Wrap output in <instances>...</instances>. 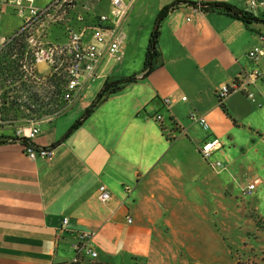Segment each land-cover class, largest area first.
Instances as JSON below:
<instances>
[{
    "label": "crops",
    "instance_id": "0c3cea01",
    "mask_svg": "<svg viewBox=\"0 0 264 264\" xmlns=\"http://www.w3.org/2000/svg\"><path fill=\"white\" fill-rule=\"evenodd\" d=\"M48 1L36 0V5ZM76 2L90 14L109 9L108 0L98 5L91 0ZM173 2L135 0L130 5L121 25L120 59L105 57L96 79L65 111L39 124L34 145L53 150L51 160H29L16 140L0 144V264H65L83 233L91 235L96 257L82 256L77 264L147 262L157 245L164 251L170 242L176 249H185L189 234L199 239L202 233L196 230V218L207 221L228 215L226 205L218 208L217 198L231 197L228 167L238 169L240 155L242 165H259L255 167L264 173V137L250 131L264 119V84L249 88L253 103L260 102L258 115L250 111L251 100L241 92L231 93L220 104L225 111L217 102L219 88L241 73H264V54L256 61L247 57L258 44V34H264V25H246L219 12H204L200 5L224 2L260 20L264 9L250 11L247 0L179 4L160 22L157 57L143 77L144 52L130 32L133 22L147 20L143 29L147 41L158 12ZM18 26L13 11L2 10L0 43ZM131 75L137 79L106 95L65 136L103 84ZM191 113L205 119L207 130L190 120ZM155 115L162 117L161 125ZM166 131L176 136L168 140ZM212 135L222 142L214 153L225 159L219 171H213L198 152ZM254 179L264 183L261 176ZM101 185L110 195L105 203L98 200ZM245 188H240L242 196H247ZM63 218L68 219L66 225ZM210 224L208 232L215 239L216 224ZM194 241L191 247H202Z\"/></svg>",
    "mask_w": 264,
    "mask_h": 264
},
{
    "label": "built area",
    "instance_id": "2783aa9c",
    "mask_svg": "<svg viewBox=\"0 0 264 264\" xmlns=\"http://www.w3.org/2000/svg\"><path fill=\"white\" fill-rule=\"evenodd\" d=\"M74 1L76 0H50L43 6H37L36 0H0V12L4 9H10L20 20V26L16 32L2 38L0 43V50L10 45L16 46L18 43L22 45L21 57L18 61L20 72L18 79H21L23 75H26L30 80L40 81L45 79L47 86L52 88L50 91L51 98H59L67 105H70L76 99L89 82L96 79L98 66L105 57L108 56L115 61L120 59L121 25L130 5L135 0H108V12L90 14L86 11L85 15L79 13L75 16V20L80 26L76 29L67 27L65 39L60 41L48 39L49 27L47 26L50 23H56L57 20L50 17L51 13L63 6L64 9L73 8ZM91 1L94 5L103 2V0ZM174 1L188 2V0ZM247 3L250 11L256 8L264 9V2L247 0ZM23 49H25L24 52ZM16 50H13L14 53H16ZM25 54L29 57V63L27 64L22 63ZM263 54L264 34L261 33L258 34V44L247 53V57L252 61H256ZM16 55L14 54L12 58ZM257 83L264 84L263 72L256 70L251 73H241L233 82L219 88L217 91L219 104H222L223 100L233 92L244 93L249 100L255 102L254 95L249 92V88ZM182 99L184 100V98ZM164 102L168 104L169 100L165 99ZM56 116L58 114H55L54 117ZM51 117H49V120L54 118ZM189 118L202 129L207 130L206 121L202 116L191 113ZM154 120L161 125L162 117L160 115H155ZM39 132V123L30 121L25 126L17 127L10 139L22 144L23 152L29 160H51L54 155L53 150L34 145V139ZM165 135L168 140H172L176 136L171 131H166ZM22 140L25 142L22 143ZM221 146V140L213 137L202 142L198 149L201 158L208 162L213 171L224 168L221 162L210 161L212 155ZM257 183L258 180L256 179L248 184L243 190V195H248ZM109 199L110 195L106 187L104 185L99 186L98 200L105 203ZM67 222L68 219L63 218L62 224L66 225ZM127 222L130 223L131 219L127 218ZM90 240L91 235L89 233L80 235L79 243L73 246L74 256L65 264H77L81 261L82 256L95 258L96 252L92 249Z\"/></svg>",
    "mask_w": 264,
    "mask_h": 264
},
{
    "label": "rangeland",
    "instance_id": "374dc122",
    "mask_svg": "<svg viewBox=\"0 0 264 264\" xmlns=\"http://www.w3.org/2000/svg\"><path fill=\"white\" fill-rule=\"evenodd\" d=\"M79 13L86 14L76 1H74L73 8L64 9L63 6L61 9L53 11L50 17L57 20L56 23H50L47 26L49 27L48 39L52 41L65 39L67 27L76 29L80 26L75 20V16ZM149 13L150 10L148 9L145 14L148 15ZM156 17L153 26L157 21ZM146 21L144 17L134 21L130 31L134 33L132 36L136 41L139 39L142 50L145 48L144 51L141 50L144 52V57L152 32V30L149 31L146 41L145 34L143 37ZM6 28L7 26L3 30ZM16 30L7 36L12 35ZM24 51L25 49H23ZM22 63H29L27 54H25ZM32 80L34 79L30 80L26 75H23L21 79H8L0 84V138L10 139L17 127L25 126L30 121L41 124L49 120V117H54L55 114H62L69 106L59 98H51L50 91L52 88L47 86L45 79ZM217 102H219L218 98ZM249 103L250 111H253L254 115H258L261 111L258 103L251 101ZM220 107L225 111L222 105ZM239 126L243 127L241 122H239ZM250 131L264 137V119H259L258 125L250 127ZM212 156V161H219L224 165L225 159L222 156H217V154ZM235 165H239V167L235 166L238 169L228 167L229 182L232 181L231 186L230 183L228 185L231 197L227 194L225 197L219 196L217 198L218 208L226 205L228 215H218V218L216 216L214 220L209 219L207 221L196 218V230L202 232L199 239L193 234H189L185 240V249H176L170 242L171 247L163 251L157 245L151 259L147 262H141V264H264V183L256 184L247 196L240 194V188L252 183L257 176L264 178V173L255 167L259 165H254L253 168L242 165L241 155ZM212 222L217 227L214 229L216 232L215 239H212L214 234L212 233L211 236L208 232L210 228L208 225ZM180 238L182 241L184 236H180ZM193 238H196L193 245L197 243L198 247L202 246L201 248L190 246ZM162 257L167 260H160L159 258Z\"/></svg>",
    "mask_w": 264,
    "mask_h": 264
},
{
    "label": "trees",
    "instance_id": "16d2710c",
    "mask_svg": "<svg viewBox=\"0 0 264 264\" xmlns=\"http://www.w3.org/2000/svg\"><path fill=\"white\" fill-rule=\"evenodd\" d=\"M182 2L174 1L173 3L164 6L157 14L156 23L150 34L147 50L145 52L144 63L142 68L143 77L146 76L153 67L154 60L157 57V38L159 35L160 22L167 16V14L175 9ZM200 10L204 12H219L225 14L234 19L244 22L246 25H251L252 23H260L264 25V20H260L254 17L250 12L243 11L237 7L230 5L228 3H207L201 4ZM21 44H16V46H8L5 49L0 50V84L8 79H18L20 76L18 61L20 60L21 54ZM17 49V50H16ZM13 50H16L14 53ZM14 54L16 57L12 58ZM137 79L136 75H131L126 78L118 79L113 82H106L103 84L101 89L97 92L94 99L90 105L85 109L83 114L71 125V127L66 132L65 136H68L71 132L76 130L96 109L98 104L105 98L106 95L113 94L120 90L125 84L135 81ZM223 106V105H222ZM14 139H4L0 138V144L12 141ZM22 143L25 141L22 140ZM135 264H141V262L136 261Z\"/></svg>",
    "mask_w": 264,
    "mask_h": 264
}]
</instances>
